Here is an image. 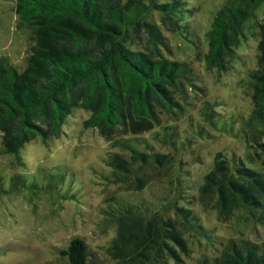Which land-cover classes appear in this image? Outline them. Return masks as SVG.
Listing matches in <instances>:
<instances>
[{"label":"trees","instance_id":"16d2710c","mask_svg":"<svg viewBox=\"0 0 264 264\" xmlns=\"http://www.w3.org/2000/svg\"><path fill=\"white\" fill-rule=\"evenodd\" d=\"M15 12L31 30L33 44L26 64L18 68L0 55L1 153L18 152L39 138L57 136L78 107L89 112L85 127L119 151L105 159L113 182L125 190L162 182L169 190L158 207L120 194L106 200L105 222L115 236L107 249L116 264H264V241L222 238L200 221L193 201L214 208L220 221L230 216L264 228V24H258L256 67L250 72L253 108L235 121L206 101L203 123L187 133L160 123L157 106L179 114L187 91L196 89L185 61L170 59L161 25L198 47L189 26L195 10L189 0H14ZM264 0H230L219 8L206 32L205 63L218 72L235 58L242 24L255 16ZM127 134L122 136L121 134ZM223 134L243 142L245 158L217 152L212 168L198 181L184 153L199 160L201 140ZM129 135V136H128ZM66 177L68 178L67 180ZM72 174L55 168L0 175V195L14 191H49L76 198ZM196 242L211 249L191 258ZM59 264H99L80 237L61 250Z\"/></svg>","mask_w":264,"mask_h":264},{"label":"rangeland","instance_id":"374dc122","mask_svg":"<svg viewBox=\"0 0 264 264\" xmlns=\"http://www.w3.org/2000/svg\"><path fill=\"white\" fill-rule=\"evenodd\" d=\"M189 3L195 8L189 26L197 37V48L178 33L165 29L158 15L154 13L152 17L166 40L168 52L165 54L172 60L188 63L196 86V89L187 91V103L179 114H167L162 108H156L160 123L174 127L181 136L187 133L189 124H199L204 131L212 133L202 125L203 107L207 100L214 103L216 111L224 116L231 115L235 121L248 118L253 108L250 72L257 63L258 24H264V3H261L255 10V16L242 24L235 48L236 57L218 72L205 63L204 55L208 48L206 32L215 12L230 0H189ZM32 44L31 30L16 14L14 0H0V55L8 56L18 68L23 69ZM88 117V111L75 108L57 136H50L46 143L35 138L24 144L18 152L20 162L14 155L0 152V175L5 179L23 171L31 173L42 169L49 173L59 168L72 174L71 189H77L73 199L61 198L45 190H19L0 195V264L62 263L61 250L73 237L85 241L88 251L99 264H116L107 251L116 227L105 222L102 208L106 200L123 194L129 199L141 200L144 205L152 203V207L155 202L158 207L166 202L163 198L169 190L162 182L148 181L140 188L129 190L113 182V171L105 159L119 150L100 136L96 128L84 126ZM1 142L0 133V147ZM197 147L199 160H193L187 152L183 158L187 161L185 168L191 169L198 181L212 168L217 152L228 158L236 156L241 159L245 158L248 148L243 142L223 134L201 140ZM193 208L200 221L208 224L222 238L264 241V228L241 216L233 215L223 222L218 219L214 208L203 209L197 201H193ZM203 253L210 254L211 249L196 242L187 262H193Z\"/></svg>","mask_w":264,"mask_h":264}]
</instances>
